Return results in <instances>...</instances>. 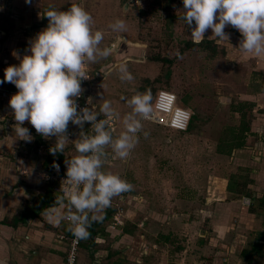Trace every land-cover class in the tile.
Instances as JSON below:
<instances>
[{
  "label": "rangeland",
  "instance_id": "rangeland-1",
  "mask_svg": "<svg viewBox=\"0 0 264 264\" xmlns=\"http://www.w3.org/2000/svg\"><path fill=\"white\" fill-rule=\"evenodd\" d=\"M16 1L20 5L16 2L13 9L17 8L19 16L27 15L28 23L33 20L37 24L42 11L49 7L68 10L73 3L91 13L93 30L104 32L101 47L112 48L111 55L91 62V95L99 106L105 99L111 100L119 112L116 136L125 130L123 117L131 111L127 98L148 89L153 101L161 89L174 91L180 104L194 115L189 131L183 133L143 120L130 155L103 164V170L118 173L133 185L112 198L116 201L131 196L130 219L120 229L130 231L133 240L102 241L99 248L109 250L110 256L97 264H264L262 257L247 262L240 255L254 243H264V209L260 205L264 176L263 166H259V148L264 141L257 137L258 133L264 136L262 77L246 81L244 71L230 67L224 71L227 65H223L220 45L213 58L202 47H188L195 22L188 26L183 18L184 4L178 0ZM116 18L126 21V31L109 27ZM48 22L49 17L46 27ZM35 29L34 35L40 32ZM121 62L128 64L134 79L119 78ZM250 75L257 77V73ZM248 93L253 96H246ZM241 104L246 106L251 131L244 146L228 154L227 141L241 124ZM23 124L30 133L37 131L30 121ZM30 147L13 146L9 153L18 157L37 155L35 167L44 170L46 149ZM4 150L0 147V155ZM65 152L68 156L78 154L75 145H68ZM229 182L237 188L245 184L244 194L229 192ZM133 255L139 262L130 258Z\"/></svg>",
  "mask_w": 264,
  "mask_h": 264
},
{
  "label": "clouds",
  "instance_id": "clouds-1",
  "mask_svg": "<svg viewBox=\"0 0 264 264\" xmlns=\"http://www.w3.org/2000/svg\"><path fill=\"white\" fill-rule=\"evenodd\" d=\"M183 4V18L188 26L195 22L191 27L194 42L199 43L209 28L219 38L228 37L225 27L231 24L242 33L239 48L257 55L264 53V0H183ZM44 15L49 17L48 26L30 40L29 53L19 64L5 68L0 84L7 80L18 88L9 100L18 121V136L32 139L29 128L23 124L30 121L45 137H57L51 148L53 153L64 152L70 121L81 128L86 121L91 122L92 134L81 132L78 139L70 140L78 154L65 161L67 174L61 185L62 195L56 198L57 223L67 219L75 238L86 239L91 223L102 219L96 213L111 206L114 196L133 187L118 173L103 170L109 156L106 147L110 146L115 158L130 155L139 140L137 134L143 129V120L153 116V94L148 89L127 98L131 111L123 117L125 130L114 137L110 124L120 114L111 100L105 99L99 110L94 106L79 108L76 100L82 93V79L88 77L85 65L112 53L110 46L101 47L103 30H93V16L78 3L71 4L68 10L49 7ZM109 27L117 32L126 31L127 23L116 18ZM118 71L121 80L134 79L126 62L119 64ZM101 113L103 118L98 119ZM143 134L149 135L147 131ZM54 167L59 170V163L54 162Z\"/></svg>",
  "mask_w": 264,
  "mask_h": 264
},
{
  "label": "crops",
  "instance_id": "crops-1",
  "mask_svg": "<svg viewBox=\"0 0 264 264\" xmlns=\"http://www.w3.org/2000/svg\"><path fill=\"white\" fill-rule=\"evenodd\" d=\"M178 1L183 2V0ZM16 2L13 0L10 3L1 4L3 10H0V29L5 33V39L0 54V78L5 76L6 67L19 64L23 56L29 53L28 46L30 40L35 37V28L40 29L39 31L46 28V23L43 21V11L42 18L38 20L37 24L33 20L28 23L27 15L19 16L16 11L17 8L16 10L13 9V7H17L15 6ZM225 32L228 37L224 38L215 36L211 28L205 32V37L200 42H209L210 48L197 45L193 38L190 41L195 43V47L199 46L208 50L210 58L216 56L217 45L222 46L225 57L223 65H227L224 71L229 70V67L233 71L234 69L238 72L244 71L246 81L249 80V77L250 80L262 77L261 81L264 85V53L257 55L239 48L242 33L235 26L226 25ZM191 42H188L187 45ZM23 43L25 47H23ZM14 52L18 55H14ZM6 59L9 61L7 65L2 63ZM250 73H257V77H252ZM1 85L11 90L17 88L14 83L7 80ZM246 96L251 97L253 95L248 93ZM254 96L260 97L261 94ZM261 97H264V94ZM5 100V92L0 90V134L3 136V139L0 138V147L5 148L4 155H0V264H63L69 243V221L64 219L57 223L56 211L59 209V205L49 208L39 217L29 215V207L35 204L41 189L40 183H37L35 179V174L42 170V168L35 167L36 162L39 161V156L21 155L18 157L9 153V150L13 151L11 150L13 146L22 147L28 144L31 145L30 148H35L34 143L37 136H41L42 141H45L42 133L37 131L31 133V140L18 136L15 130L18 121L15 120L14 110L11 106L5 105ZM253 131L255 132L254 129ZM257 137L264 141L262 134L258 133ZM259 151V154L262 155L260 158L262 163L260 162L259 166H263L264 176V144L259 148ZM11 158L13 159L12 164ZM13 167L18 169L12 170ZM63 210L66 211L65 206ZM123 229H119L117 232H109L106 224L105 232L108 237L101 236L99 239L106 241L112 238L117 243L120 238L125 241L133 240L132 235ZM102 241H98L95 246L81 247L79 264H97L103 258H109L110 251L106 248H99L103 245ZM97 253H100L99 257ZM105 253L107 254L105 255ZM131 257L136 259L135 255ZM136 260L138 261V259Z\"/></svg>",
  "mask_w": 264,
  "mask_h": 264
},
{
  "label": "built area",
  "instance_id": "built-area-1",
  "mask_svg": "<svg viewBox=\"0 0 264 264\" xmlns=\"http://www.w3.org/2000/svg\"><path fill=\"white\" fill-rule=\"evenodd\" d=\"M11 1L13 0H0V5L10 3ZM4 39H5V33L0 29V54L2 52L1 48L4 43ZM2 63L7 65L9 61L6 59ZM90 68H92L91 62L85 65V69L88 74V77L82 79L81 81L82 93L80 96L76 97V100L79 108H83L84 106L92 108L94 106L96 110H99V105L96 103V101L93 99L91 95L92 92L90 89L93 82V77H92L93 72ZM0 90L5 92L6 95L5 105L10 106L9 100L11 96L18 91V88L11 90L0 84ZM101 118H103L102 113L100 114V116H98V119ZM192 118H193V112L190 109L180 104V99L174 91L168 89H161L158 92H156V95L154 97L152 118L145 119L144 121L152 123L159 127L166 128L168 130L183 133L189 131ZM110 128L112 129L113 136L115 137L118 134V129H119L118 119H113L111 121ZM93 131L94 130L91 128L90 121H86L84 123L83 128L70 121L68 125V130L66 131L69 137V141L66 142V147L68 145H74V142L72 141L78 139L80 137L81 132L92 134ZM42 136L45 142L49 140H52L55 143L57 142V137L55 135L45 137L42 134ZM106 151L109 153V156L105 160V163L111 161L112 159H116L111 154L112 150L110 146L106 147ZM66 174H67V165L64 162L62 166L60 165L59 170H57V168L54 167L53 165L49 168H44V170L38 171L35 174V179L37 183H40L43 186L52 185L54 192H56L59 195H62L60 190H61L62 182L66 178ZM129 197L131 196L128 197L121 196L116 201L112 200L111 206L109 207H112L114 209V212L112 214L111 219L106 222L107 231L117 232L121 227L123 228L126 225L127 221L130 219L129 210H128V205H130ZM64 206L65 209H67V201H65ZM107 208L108 207L100 210L97 213L103 214L107 210ZM81 241L82 239H77L75 238L74 235L68 238V242H69L68 249L63 264H70V259H69L70 257H71V264H79ZM98 241H102V240L99 239Z\"/></svg>",
  "mask_w": 264,
  "mask_h": 264
},
{
  "label": "trees",
  "instance_id": "trees-1",
  "mask_svg": "<svg viewBox=\"0 0 264 264\" xmlns=\"http://www.w3.org/2000/svg\"><path fill=\"white\" fill-rule=\"evenodd\" d=\"M170 1L174 2L175 0H170ZM44 14L45 12L43 13V21L46 23V21L48 20V17ZM197 45L202 46L203 48L205 47L210 48V43L209 42L207 43V41H202L199 44L197 43ZM187 46L195 47L196 45L195 43L191 42ZM181 101L182 102L184 101L186 103V100H181ZM245 108L246 106L241 104V108L239 112L241 115V124L237 128V132L232 131V136L230 140L227 141L228 142V147H227L228 152L226 153L228 154H230L231 151H233L234 149L242 148L244 144L246 143L248 133L251 131L250 122L249 121L247 122L246 120V112H244ZM34 145L37 151L38 149H41L43 147L46 149L47 157L44 160V166L46 168L53 166L54 162H58L59 165L62 166L66 160L72 157V156H68L65 150L64 152L58 151L56 153H53L51 151V148L54 147L55 145H52L51 143L43 142L41 136L36 137ZM219 151L223 152L221 147H219ZM230 183L231 182H229L228 187H227V190L229 192L234 193L236 195L244 194L245 184L241 188H237V187L232 186V184ZM41 185L42 184H40L41 189L39 190L37 201L35 202V204L29 207V215H31L32 217H39L41 213H44L49 208L59 205L56 198L59 197L60 195L54 192L53 186L52 185H45V186L42 185L41 186ZM251 205L252 203L250 204V206ZM260 205L264 209V198L260 200ZM113 212H114V209L112 207H108L107 210L103 214L96 213L99 217H102V219H97L91 223L89 227L90 236L86 239H82L81 247H90L89 245L95 246L97 245L98 240L99 238H101V236L108 237L105 232V224L107 221L111 219ZM125 232L131 234V232L128 230H126ZM73 235L74 234L69 230L68 232L69 238L72 237ZM261 241H264V238ZM240 255H241V258H243L247 262H251L255 256L264 258V243L256 242L251 246V248L242 250Z\"/></svg>",
  "mask_w": 264,
  "mask_h": 264
},
{
  "label": "bare ground",
  "instance_id": "bare-ground-1",
  "mask_svg": "<svg viewBox=\"0 0 264 264\" xmlns=\"http://www.w3.org/2000/svg\"><path fill=\"white\" fill-rule=\"evenodd\" d=\"M167 18V17H166ZM208 40V39H207Z\"/></svg>",
  "mask_w": 264,
  "mask_h": 264
}]
</instances>
